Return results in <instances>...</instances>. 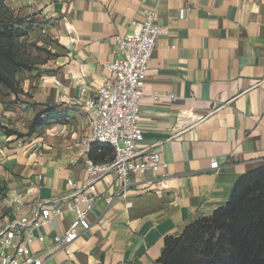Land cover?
I'll list each match as a JSON object with an SVG mask.
<instances>
[{"label":"crops","instance_id":"0c3cea01","mask_svg":"<svg viewBox=\"0 0 264 264\" xmlns=\"http://www.w3.org/2000/svg\"><path fill=\"white\" fill-rule=\"evenodd\" d=\"M4 2L54 23L57 69L26 81L35 86L28 102L0 109V118L17 122L22 108L30 115L48 105H56L54 116L69 118H52L33 138L0 128V226L31 217L43 199L69 195V179L90 180L79 153L90 125L84 102L74 103L77 80L85 75L94 96L109 78L105 65L115 57L117 36L150 12L164 30L143 87L139 150L154 147L168 167L132 175L119 194L113 174L100 180L91 228L66 249L53 238L68 229L72 213L32 229L30 245L43 254V264H163L167 236L213 215L243 174L264 166V0ZM103 147L104 158L89 155L109 160L113 149ZM17 192L26 195L20 207L7 203Z\"/></svg>","mask_w":264,"mask_h":264},{"label":"built area","instance_id":"2783aa9c","mask_svg":"<svg viewBox=\"0 0 264 264\" xmlns=\"http://www.w3.org/2000/svg\"><path fill=\"white\" fill-rule=\"evenodd\" d=\"M134 25L132 32L117 36L115 57L105 65L109 78L94 96H88L85 75L77 80L80 94L74 103L84 102L90 125L89 134L80 141L79 153L85 156V170L90 180L79 185L69 179V195L43 199L31 217L7 220L0 226V264H43V254L35 252L30 245L32 229L46 225L53 216L72 213L74 218L68 229L53 238L56 247L68 248L83 231L91 228L90 215L101 198L97 183L108 175H114L119 194L130 186L132 175L148 171L157 174L168 167L154 147L139 150L143 139L140 128L143 87L157 38L164 30L157 23L154 12ZM95 144L111 146L113 157L105 161L94 160L89 154ZM213 168H219L217 160L213 161ZM25 196V193L17 192L7 197V203L20 207ZM63 204H66L64 209Z\"/></svg>","mask_w":264,"mask_h":264},{"label":"trees","instance_id":"16d2710c","mask_svg":"<svg viewBox=\"0 0 264 264\" xmlns=\"http://www.w3.org/2000/svg\"><path fill=\"white\" fill-rule=\"evenodd\" d=\"M5 10L9 11L8 5L0 0V13ZM23 34L20 24L3 22L0 25V88L15 91L16 73L30 68L18 57L13 42ZM56 108L48 105L37 112L31 132L37 125L45 124L37 123L45 114L47 119H52ZM103 146L95 144L90 155L96 153L97 158H104ZM159 261L163 264H264V166L243 174L234 185L228 203L213 215L191 222L179 236H167Z\"/></svg>","mask_w":264,"mask_h":264},{"label":"rangeland","instance_id":"374dc122","mask_svg":"<svg viewBox=\"0 0 264 264\" xmlns=\"http://www.w3.org/2000/svg\"><path fill=\"white\" fill-rule=\"evenodd\" d=\"M9 11H2L0 13V25L9 22L13 26L20 24L24 29L23 35L14 39V45L16 47L18 57L27 62L30 68L21 69L15 75V87L13 91L4 86L0 88V109L2 112L10 110V108L22 106L23 103H27L26 100L29 95H32L35 86L26 81L40 78L44 75H49L51 72L56 71V33L54 29V23L50 20H45L39 15L29 18L25 13L26 10L14 11L8 6ZM6 19V20H4ZM28 83V84H26ZM28 88V89H27ZM27 89V92L24 90ZM21 108V107H20ZM23 114L18 115L17 122L11 120H4L0 118V128H5L7 132H13L17 138H33L38 137L42 133L41 130L47 124H50V120L47 119L48 114L42 116L37 123L45 122V124L37 125L35 130L31 132V126L36 116V112L32 113L25 112L22 108ZM3 112V113H4ZM58 115V114H57ZM52 116L59 121H67L69 118L66 115ZM7 118V117H6ZM3 123V124H2ZM108 152H110L108 150Z\"/></svg>","mask_w":264,"mask_h":264}]
</instances>
